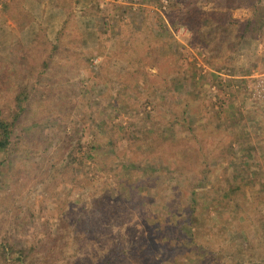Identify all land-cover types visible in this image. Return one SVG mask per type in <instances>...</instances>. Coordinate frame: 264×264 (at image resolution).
Wrapping results in <instances>:
<instances>
[{"label":"rangeland","instance_id":"374dc122","mask_svg":"<svg viewBox=\"0 0 264 264\" xmlns=\"http://www.w3.org/2000/svg\"><path fill=\"white\" fill-rule=\"evenodd\" d=\"M240 1L0 0V264H264V30L193 34Z\"/></svg>","mask_w":264,"mask_h":264},{"label":"trees","instance_id":"16d2710c","mask_svg":"<svg viewBox=\"0 0 264 264\" xmlns=\"http://www.w3.org/2000/svg\"><path fill=\"white\" fill-rule=\"evenodd\" d=\"M188 1V5L184 7V10L190 11V17L193 19L195 15H197V11H193V6L195 7V3L199 0H184ZM207 2H214L215 5L224 4L226 7H230L236 4H239L240 0H201ZM251 16L246 19L241 25H238L237 28H234L232 23L226 19H219L217 15L214 16H206L203 17V20L200 21V26L193 34L199 38L203 44L208 46L212 52H218L224 46V42L232 43L237 42L241 43L243 40L245 42H251L258 34L263 33L264 30V0H251ZM226 21V22H225ZM185 25H188L185 22ZM232 37V40H231ZM230 46V45H229ZM28 92L26 89H18V92L13 97V108L14 114L11 122L9 120H5L3 117H0V153H3L5 158V154L8 155L9 147H11L12 139L15 135V122L18 117L23 112V97L27 96ZM1 115V111H0ZM3 160L0 158V164H2ZM196 205V198L194 193H191V196L188 199L187 210H188V221L185 222L184 232L187 236L191 237L195 236V226L197 225V219L194 218L193 212L194 207ZM5 243L3 245V249H7V253L11 255H17L20 258V254L22 255V250H16L15 247L7 245ZM3 251V250H2ZM5 254V252H4ZM3 255V253H2Z\"/></svg>","mask_w":264,"mask_h":264}]
</instances>
